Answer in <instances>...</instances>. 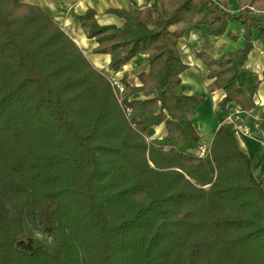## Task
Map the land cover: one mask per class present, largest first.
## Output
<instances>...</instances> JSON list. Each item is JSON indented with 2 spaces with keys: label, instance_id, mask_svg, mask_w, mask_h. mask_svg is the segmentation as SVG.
<instances>
[{
  "label": "trees",
  "instance_id": "16d2710c",
  "mask_svg": "<svg viewBox=\"0 0 264 264\" xmlns=\"http://www.w3.org/2000/svg\"><path fill=\"white\" fill-rule=\"evenodd\" d=\"M26 1L0 0V264H264L263 184L231 123L198 155L203 98L182 93L188 67L178 49L190 26L220 37L230 21L243 25V50L198 56L209 93L226 94L221 109L246 114L257 105L237 77L253 30L264 43V23L247 7L230 14L227 0L110 11L122 27L100 26L93 10L80 15L115 73L149 57L141 87L125 84L129 121L111 80Z\"/></svg>",
  "mask_w": 264,
  "mask_h": 264
},
{
  "label": "crops",
  "instance_id": "0c3cea01",
  "mask_svg": "<svg viewBox=\"0 0 264 264\" xmlns=\"http://www.w3.org/2000/svg\"><path fill=\"white\" fill-rule=\"evenodd\" d=\"M29 4L37 5L44 10L76 43L91 64L104 76L123 81L132 88L141 87L139 76L150 71L149 57L138 55L123 71L115 73L111 69V56L108 54H94L97 43L88 39L81 27L79 16L89 10L96 13V20L100 26L122 27L124 19L110 11H131L143 8L154 9L158 0H27ZM26 1V2H27ZM244 0H227L230 14L239 17L246 7L251 16L264 23V0H255V5H243ZM246 28L239 22H229V27L223 36L213 37L210 31L202 26H190L184 37L178 43V49L183 63L188 67L181 74L180 88L184 95L201 97L203 103L194 115L197 130L201 139V147L210 149L219 128L231 123L235 106L224 111L220 107L225 98L224 91L210 94L208 86L212 83L208 79V67L198 55L207 54L214 59L243 50L246 47ZM253 50L248 56L242 70L237 77L238 86L252 97L257 108L243 114V126L249 130L251 136H236L240 150L252 161L255 178L262 182L264 189V43L259 40V31H252ZM256 81L258 87H256ZM133 99H141V95H134ZM165 131L162 127L156 129V136L161 138Z\"/></svg>",
  "mask_w": 264,
  "mask_h": 264
},
{
  "label": "built area",
  "instance_id": "2783aa9c",
  "mask_svg": "<svg viewBox=\"0 0 264 264\" xmlns=\"http://www.w3.org/2000/svg\"><path fill=\"white\" fill-rule=\"evenodd\" d=\"M264 79V77H263ZM111 85L112 88L114 89V93L118 99V102L123 106L126 117L129 121H131L132 115H133V109L129 106L124 105V100H125V94H126V86L121 80H111ZM243 111L240 108H236L234 110V117L231 120L232 128L237 136H251V133L249 132L248 129H246L243 124H244V119H243ZM133 127H136L133 124ZM210 153V149H204L200 148L198 155L200 157H206Z\"/></svg>",
  "mask_w": 264,
  "mask_h": 264
},
{
  "label": "rangeland",
  "instance_id": "374dc122",
  "mask_svg": "<svg viewBox=\"0 0 264 264\" xmlns=\"http://www.w3.org/2000/svg\"><path fill=\"white\" fill-rule=\"evenodd\" d=\"M26 3H29V2L27 1ZM110 80H112V79L110 78ZM115 80H118V79H115ZM122 82H123V81H122ZM123 83H124V82H123ZM124 84H125V83H124ZM39 237H40L41 239L44 238L42 235H39Z\"/></svg>",
  "mask_w": 264,
  "mask_h": 264
}]
</instances>
